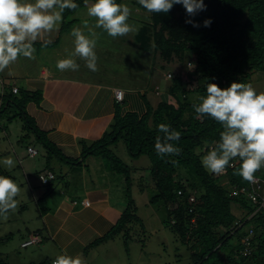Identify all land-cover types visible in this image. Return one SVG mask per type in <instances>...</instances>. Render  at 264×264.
<instances>
[{
	"label": "trees",
	"instance_id": "obj_1",
	"mask_svg": "<svg viewBox=\"0 0 264 264\" xmlns=\"http://www.w3.org/2000/svg\"><path fill=\"white\" fill-rule=\"evenodd\" d=\"M74 2L79 7L64 11L63 28L73 23L72 14L85 6V0ZM204 2L207 9L191 17L200 24L198 28L185 22L189 17L179 4L167 14L149 13V19L141 22L143 25L137 33L140 48L154 52L168 63L178 59L184 70L175 76L171 74L165 99L153 105L144 96L148 110L141 116L135 112L122 116L117 112L104 135L83 150V157L90 154L104 157L113 171L125 177L129 197L128 206L115 226L88 249L117 234L125 232L128 235L130 224L142 221L132 198L131 168L110 148V145L124 140L131 157L138 159L148 155L150 158L156 189L150 203L162 205L167 212L163 224H167L183 244L191 243L189 264H264V206L260 207L241 192L233 193L232 188L248 184L236 174L239 161H233L234 166L227 168V175L210 174L203 167L201 159L219 142L223 127L209 116L197 118L192 107L194 103H200L199 97L206 95L208 83H217L222 88L230 86L233 81L249 83L253 73L264 70V0ZM134 5L148 12L137 1ZM208 18L212 23L204 27L203 22ZM188 63L194 65L192 70H188ZM158 65L166 69L163 63ZM2 96L0 119L4 122L0 120V129L5 130L13 119L21 117L25 133L20 141L33 134L47 151L49 159L56 156L64 162L77 164L78 160L74 162L65 156L27 113L26 104L39 100V92L20 90L14 93L12 87L10 92L6 89ZM10 107L14 112L16 107L19 114H11L13 109ZM161 123L181 133L180 139L172 142L181 149L179 155L161 158L156 153V137L163 135L158 128ZM47 166L52 169L49 162ZM0 175L12 179L15 176L2 164ZM256 176L264 179V168ZM191 197L194 199L190 200ZM42 213L43 208L39 215ZM233 239H236L235 243ZM0 241L5 240L1 238ZM52 262L43 259L31 264ZM0 264L8 263L0 259Z\"/></svg>",
	"mask_w": 264,
	"mask_h": 264
},
{
	"label": "crops",
	"instance_id": "obj_2",
	"mask_svg": "<svg viewBox=\"0 0 264 264\" xmlns=\"http://www.w3.org/2000/svg\"><path fill=\"white\" fill-rule=\"evenodd\" d=\"M89 2L91 4L95 0ZM134 11L135 14L145 15L144 18L149 19V12L137 7ZM71 18L75 19L73 23L63 28L62 22L51 37L45 36V39L51 38L50 43L35 42L34 58L22 56L10 70L5 69L0 73V100H3L2 95L6 89L10 92L15 86L19 91L39 92V100H31L26 104L27 113L65 156L74 162L78 160L77 164L71 163V170L62 169L65 178L61 176L62 181L55 185L57 174L53 168L50 169L47 165L45 169L38 168L29 160L33 157L29 156L27 150L23 155L15 151L18 163L22 160L19 166L23 168L30 196L34 198L36 205L41 203L44 206L42 215H39L40 208L37 209V220L42 225L35 221L31 229L27 226L30 221H24V231L28 238L39 232L42 234L39 244L45 242L48 245L47 254L80 256L86 262L85 255L91 250L88 247L115 226L126 209V201L124 202L123 196V199L114 198L109 185L112 179L109 180L104 175L99 178L96 166H93V172L90 171V163L86 160L89 156L96 155L83 157L82 152L104 135L117 112L122 116L128 112L141 116L148 110L144 96L153 105L165 99L166 90H162L166 88L168 81L164 78L166 74L162 78H156L158 55L143 51L136 42L127 43L117 38H106L103 29L96 27L95 18L94 22L91 21L93 17L88 16L86 6L74 12ZM89 23H95L90 24L93 29ZM77 27L86 36L97 39L99 70L96 72L90 71L85 66V61L74 54L75 37L71 33ZM138 49L142 54H139ZM68 57L75 59L80 65L78 71L61 72L56 68L58 60ZM138 62L146 65L144 74H140L136 67ZM138 78H142V81L139 82ZM117 89L124 91L123 100L120 102L115 97ZM29 146L36 148L33 144ZM46 158L51 164L48 154ZM49 171L56 178L51 184L44 185L39 174ZM123 178L125 180L124 176ZM13 180H16L15 176ZM123 186L124 189H121L125 191L126 180ZM19 197L17 200L24 197V192ZM83 199H88L90 205L81 204ZM75 200L79 202L75 204ZM19 206L21 209L26 207L25 203H20ZM55 259L56 257L52 260Z\"/></svg>",
	"mask_w": 264,
	"mask_h": 264
},
{
	"label": "clouds",
	"instance_id": "obj_3",
	"mask_svg": "<svg viewBox=\"0 0 264 264\" xmlns=\"http://www.w3.org/2000/svg\"><path fill=\"white\" fill-rule=\"evenodd\" d=\"M137 2L149 13L165 14L179 4L189 17L185 22L195 28L200 27V24L191 17L207 9L204 0ZM85 6L88 16L95 18L96 27L102 28L114 39L138 31L129 23L132 9L127 4L117 3L116 0H95L89 4L85 0ZM78 7L74 0H0V73L5 69L10 70L22 56L34 58L35 42L50 43L51 38L45 39V36L51 37L58 30L63 22L64 11ZM211 23V18L205 19L203 26L209 27ZM71 34L75 37V56L83 59L90 71H98L97 39L86 36L79 27L74 28ZM193 67L192 63L187 64L188 70ZM56 68L61 72L78 71L80 65L75 59L68 57L58 60ZM199 100L200 103L192 105L196 117L209 116L223 127L219 142L202 157L203 167L210 174L222 175L228 167L234 166L233 161H239L236 174L249 184L257 182L256 173L264 168V92L258 93L250 83L233 81L230 86L222 88L217 83L210 82L206 86V95L199 97ZM158 128L163 135L156 137V153L161 158L179 155L181 149L172 142L178 141L181 133L164 123ZM2 162L8 169L16 166L12 157H7ZM20 191V187L11 177L0 175V217L7 219L8 214L16 210ZM32 236L34 234L27 240ZM39 242L41 240L27 246ZM53 264L85 262L80 256L62 254L53 260Z\"/></svg>",
	"mask_w": 264,
	"mask_h": 264
},
{
	"label": "rangeland",
	"instance_id": "obj_4",
	"mask_svg": "<svg viewBox=\"0 0 264 264\" xmlns=\"http://www.w3.org/2000/svg\"><path fill=\"white\" fill-rule=\"evenodd\" d=\"M133 1L135 2L137 0H121L120 3L127 4L132 9V16L129 23L133 24L138 31L127 36L118 37L117 39L122 42H136L138 44L137 33H139V30L143 25L141 21L145 19L144 17L146 16H140L139 13L135 14V11L139 12V10L134 11L136 6ZM30 2H34V0H30ZM91 21L94 22V18ZM90 24L94 25L95 23H89L88 25L91 26ZM93 28L94 27L91 26V29ZM104 34L106 35V38L110 37L105 31ZM138 50L140 52L139 54H142L140 49ZM157 62L160 64L163 63L166 66V69L164 68V70L161 67L156 69L157 79H159V77L162 78L163 74H166L164 78L169 81L171 78L167 77L168 73L175 76L184 70L183 64L178 59L168 63L159 57ZM136 67L140 74H144V67H146V65L143 62H138ZM138 80L141 82L142 78H138ZM249 83L258 92H264V70L253 73ZM161 87H164V85L161 84ZM165 89L162 91H165ZM157 90L158 89H156V91ZM157 96L159 95L157 94ZM168 100L171 102L173 101L170 97ZM9 109H12V107ZM15 110L16 112H14L13 109L11 114H19L16 107ZM24 127V121L21 117H18L17 119H13L8 128H5V130L0 129V164H3L2 161L7 157H12L15 160L16 166L14 168L8 169L4 164L3 168L15 175V182L20 187V193L24 192V197L17 200L18 203L16 210L10 212L7 219L0 217V239L2 238L5 240L4 242L0 241V259L8 264L38 263L43 259L52 260L57 257L54 254H47L46 249L48 245H46L45 242L41 244H33L27 248L21 247L23 246L21 243L28 238L27 233L24 231V221H30V223L27 222V226L31 229L36 222L42 225V222L40 223L37 220V209L43 208V204L40 203L39 206L36 205L33 201L34 198L30 196L29 190L27 189L28 185L23 175V168L19 166V163H21L22 160H19L18 163L17 158L15 157V151L20 155H23L27 150V145L33 144L36 146L39 154L33 158L28 157L29 160L34 162L36 167L44 169L47 168L46 165L48 161L46 158L47 151L33 134L20 141L25 133ZM110 148L131 168L132 198L135 200L138 208L137 214L142 221L130 224L131 231L128 235L125 232L117 234L110 240L101 243L100 246L91 248L89 251L90 253L85 255V264H189L191 262V243L183 244L180 237L176 235L169 226L167 227V224H163L162 221L166 220L167 212L162 205H154L150 203V198L155 194L156 189L151 176V161L148 155H142L138 159L131 157L124 140H120L118 143L110 145ZM50 160L51 167L57 174L55 185H58L60 184V181H62L61 176L64 177L62 169L65 171L71 170L72 166L56 156L52 157ZM86 161L90 163L89 167L91 166V172H93V166H96L99 178L104 175L107 176L109 180L112 179V181L109 182V185H111L112 188L111 192L114 194V198L118 197L123 199L122 196L124 197V202L126 201V205L124 206L126 208L129 203V197L127 196V191L122 190L124 189L123 185L125 182L123 176L113 171L110 168L109 162L104 157L89 156ZM99 161H101V163ZM94 162H96V164H94ZM223 175H227V173ZM87 177L90 178L88 174ZM225 184L228 183L225 182ZM20 203H25L26 207L21 209L19 206ZM142 223L144 224L143 226L141 225ZM48 241H50L51 244L53 243L51 240ZM232 241L235 243L236 239H233ZM224 255L225 254H223V256Z\"/></svg>",
	"mask_w": 264,
	"mask_h": 264
},
{
	"label": "built area",
	"instance_id": "obj_5",
	"mask_svg": "<svg viewBox=\"0 0 264 264\" xmlns=\"http://www.w3.org/2000/svg\"><path fill=\"white\" fill-rule=\"evenodd\" d=\"M169 77H171V74H168ZM19 91V88L17 86L13 87V92L17 93ZM123 96H124V91L122 89H117L116 90V99L117 101H122L123 100ZM28 153L31 157L37 156L39 154L38 150L32 146L28 147ZM232 165H234V163L232 162ZM227 172V170H226ZM225 172V173H226ZM224 173V174H225ZM41 177H43L44 179H41ZM257 177V182L253 183V184H246V185H242L240 186V188H232V191L234 194H238L239 192L245 194L246 196H248L254 203H257L261 206H264V179L256 176ZM55 178V174L52 171L43 173L40 175V181L43 184H47L51 179ZM180 193V192H179ZM194 198L191 197L190 200H193ZM79 201L75 200L74 203L77 204ZM81 204H83L84 206H89L90 205V201L88 199H83L81 200ZM190 211H192V209H190ZM194 221V220H193ZM41 240V236L39 234H36L34 236H32L29 240H26L22 243L23 246H27L29 244H32L34 242H38ZM53 264V262H52Z\"/></svg>",
	"mask_w": 264,
	"mask_h": 264
}]
</instances>
